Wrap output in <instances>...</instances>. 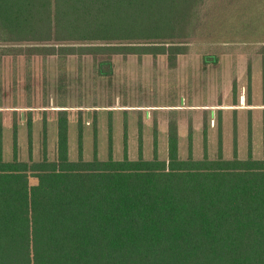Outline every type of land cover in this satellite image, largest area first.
I'll list each match as a JSON object with an SVG mask.
<instances>
[{
    "label": "trees",
    "instance_id": "trees-1",
    "mask_svg": "<svg viewBox=\"0 0 264 264\" xmlns=\"http://www.w3.org/2000/svg\"><path fill=\"white\" fill-rule=\"evenodd\" d=\"M206 2L0 0V42L28 60L90 56L109 79L119 55L165 57L172 68L215 18ZM58 110L54 158L45 134L42 157H31V118L29 159L18 155L15 124L8 158L0 134V264H264V155H253L250 136L244 157H225L221 142L215 157H194L188 134L181 157L170 122L165 157L154 134L151 157L140 144L130 158L125 139L115 158L109 134L106 157L85 159L79 134L71 159L68 109Z\"/></svg>",
    "mask_w": 264,
    "mask_h": 264
},
{
    "label": "rangeland",
    "instance_id": "rangeland-1",
    "mask_svg": "<svg viewBox=\"0 0 264 264\" xmlns=\"http://www.w3.org/2000/svg\"><path fill=\"white\" fill-rule=\"evenodd\" d=\"M206 6L215 16L213 22L203 27L204 35L189 44L174 67L165 57L119 55L114 56L110 79L96 74L90 56L70 55L60 62L56 55H31L28 60L23 54L2 51L6 43L0 42L4 155L10 157L15 124L18 155L29 159L31 118V157H42L45 134L47 156L54 158L58 109H68L71 159L79 155V134L85 159L94 153L106 157L109 134L115 158L122 157L125 139L130 158L138 156L140 144L142 155L151 157L154 134L158 155L165 157L170 122L177 126L181 157L188 154V134L194 157L205 149L215 157L219 142L225 157L234 151L244 157L249 136L253 155L262 157L264 0H207ZM210 56L216 64L211 59L203 63Z\"/></svg>",
    "mask_w": 264,
    "mask_h": 264
}]
</instances>
